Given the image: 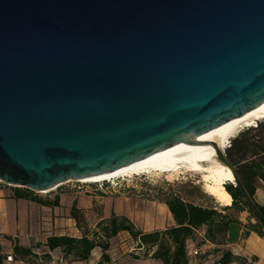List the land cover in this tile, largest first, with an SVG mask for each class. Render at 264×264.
Masks as SVG:
<instances>
[{
    "label": "water",
    "instance_id": "obj_1",
    "mask_svg": "<svg viewBox=\"0 0 264 264\" xmlns=\"http://www.w3.org/2000/svg\"><path fill=\"white\" fill-rule=\"evenodd\" d=\"M263 102L264 0H0L7 185L108 174Z\"/></svg>",
    "mask_w": 264,
    "mask_h": 264
},
{
    "label": "trees",
    "instance_id": "obj_2",
    "mask_svg": "<svg viewBox=\"0 0 264 264\" xmlns=\"http://www.w3.org/2000/svg\"><path fill=\"white\" fill-rule=\"evenodd\" d=\"M241 130L225 148L226 157L257 207L264 214V205L259 203L255 196L256 181L261 179L264 183V118L258 120L255 125L246 126ZM14 188L16 197L48 205L46 200L37 197L33 190L18 186ZM225 188L232 197V204L221 208L216 205L196 203L190 199L187 192L182 193L181 190L165 192L164 197L157 199L167 205L174 219V224L165 229L144 231L137 228L126 216L113 214L110 218L98 222L97 229L88 233L85 231L81 237L51 235L46 244L51 249L62 247L64 257L70 260H85L95 246H100L102 255L98 264H104L111 260L108 252L110 239L125 230L138 241V247L145 248L143 258L160 259L163 264H191L190 239H196L195 232L203 228L204 240L197 241L198 246L200 247L201 242L214 245L205 254L220 255L218 261L221 264L232 262L252 264L224 245L238 242L241 238L248 237L251 232L264 236V218L249 205L238 185L226 182ZM244 211L248 215L246 223L239 218ZM71 214L77 226L82 227L86 224L85 214L76 205L71 208ZM32 255L31 248L18 243L13 247V259L31 262ZM132 255L134 258H140L135 253ZM4 257L7 259V256L2 255L0 251V264H3Z\"/></svg>",
    "mask_w": 264,
    "mask_h": 264
},
{
    "label": "crops",
    "instance_id": "obj_3",
    "mask_svg": "<svg viewBox=\"0 0 264 264\" xmlns=\"http://www.w3.org/2000/svg\"><path fill=\"white\" fill-rule=\"evenodd\" d=\"M256 186V199L264 205V183L261 179L256 181ZM78 188L80 186L75 187V185L70 186L64 183L45 192L33 190L37 197L45 199L48 203L43 205L33 200L16 197L14 186L0 183L1 254L13 255V247L16 243L31 248L33 253L30 257L31 262L7 260L4 257L3 264H98L102 255L100 246H95L85 260H70L64 257L62 247L51 249L46 243L51 235L81 237L85 231L88 233L97 229L98 222L110 218L113 214L126 216L137 228L144 231L165 229L174 224L167 205L157 198L145 202L124 196L116 190L107 192L97 187ZM74 205L86 216V224L82 227L76 225V220L71 214V208ZM161 210L165 211L163 215L160 213ZM247 216V212L244 211L239 218L246 223ZM140 220L143 222L145 220L147 226L139 225ZM195 235L196 239H190V247H199L195 243L196 240L198 242L204 240V229L197 230ZM202 243L199 248L204 252L214 247L212 243ZM137 245L138 241L132 238L129 232L120 231L110 239L108 252L111 260L104 264H163L160 259L152 257L134 258L131 251L141 249ZM224 247H229L234 254L244 257L249 263L264 264V236H259L255 232ZM115 250L117 252L113 253ZM219 256L213 257V254H206L202 264H221L218 261ZM231 264L242 263L232 262Z\"/></svg>",
    "mask_w": 264,
    "mask_h": 264
},
{
    "label": "bare ground",
    "instance_id": "obj_4",
    "mask_svg": "<svg viewBox=\"0 0 264 264\" xmlns=\"http://www.w3.org/2000/svg\"><path fill=\"white\" fill-rule=\"evenodd\" d=\"M264 118V102L230 121L223 123L191 140L183 142L171 150L141 160L132 165L115 170L108 174L97 175L80 181H102L117 177L130 176L137 172L169 174L175 177L181 173H195L200 177L205 192L212 195L224 206L232 204V197L225 188V183H235L230 167L218 159L216 150L210 141L218 144L225 151L230 140L241 129L254 125ZM160 213L163 215L164 210Z\"/></svg>",
    "mask_w": 264,
    "mask_h": 264
},
{
    "label": "rangeland",
    "instance_id": "obj_5",
    "mask_svg": "<svg viewBox=\"0 0 264 264\" xmlns=\"http://www.w3.org/2000/svg\"><path fill=\"white\" fill-rule=\"evenodd\" d=\"M66 183L70 186H74V185L75 187L80 186V188L78 189H84L86 187L98 188V186L96 185L80 183L78 181H71ZM103 189L106 190L107 192L116 190L119 191V193L123 194L124 196H129L131 198L142 200L145 202L149 200L150 201L154 200L156 198H162L164 197V193L167 191L181 190L182 193L187 192L188 196H190V199L196 203L216 205L219 208L223 206L222 204L217 202L212 195L205 192L203 188V183L200 181L199 175L195 173H181L177 175L175 178L167 173L157 174L152 172H141V173L137 172L130 176L117 177L115 179H111L110 182H108V188H103ZM138 224L139 225L145 224L144 226H147L145 220L144 222L141 220L138 221ZM197 243L198 242L196 240L195 243L196 246H198ZM190 248L194 249L195 247L191 246ZM134 251H136L137 253H135ZM144 251L145 248L141 247V249L133 250V252L131 251V253H135L136 255H139L140 258H143ZM116 252L117 250H115L113 253ZM205 253L206 252L202 251L201 255L198 254L197 256L192 257V264H200V263L202 264L204 255L206 256ZM211 263H213V261Z\"/></svg>",
    "mask_w": 264,
    "mask_h": 264
},
{
    "label": "built area",
    "instance_id": "obj_6",
    "mask_svg": "<svg viewBox=\"0 0 264 264\" xmlns=\"http://www.w3.org/2000/svg\"><path fill=\"white\" fill-rule=\"evenodd\" d=\"M78 182H80V183H86V184H93V185L98 186V188L103 189V188H108V182H110V180H106V181L105 180H102V181H97V182H95V181H80L79 180ZM201 252H202V249L199 248V247H195L194 249H191L189 251V256L191 257V262H192V257H195L198 254H201ZM7 260H13V255H11V254L7 255Z\"/></svg>",
    "mask_w": 264,
    "mask_h": 264
}]
</instances>
